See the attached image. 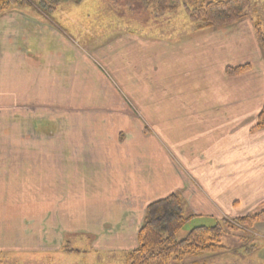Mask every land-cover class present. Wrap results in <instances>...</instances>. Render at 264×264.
<instances>
[{"label": "crops", "instance_id": "0c3cea01", "mask_svg": "<svg viewBox=\"0 0 264 264\" xmlns=\"http://www.w3.org/2000/svg\"><path fill=\"white\" fill-rule=\"evenodd\" d=\"M187 26L181 24L184 31L158 26L163 31L155 35L121 30L94 47L87 67L84 61L80 65L74 91L79 98L66 102L74 106L62 116L57 152L65 151L66 161L69 153L76 156L77 169L87 178L102 174L99 179L106 180L87 185L100 189L102 183L106 203L94 193L56 210L48 198L61 184L67 188L61 179L30 183L21 193L19 177L14 178L20 149L0 148V264H14V252L51 259L67 251L68 233L87 235L90 248L133 250L146 206L171 193L180 194L191 215L223 219L261 206L264 128L251 127L264 104V56L253 25L197 31ZM244 63L251 65L245 73L225 72ZM88 93L97 100L81 101ZM28 99L35 104L36 96ZM0 104H8L3 95ZM83 204L88 208L80 213ZM90 207L91 219L110 221V231L85 232L74 223L84 220ZM34 261L25 264H44Z\"/></svg>", "mask_w": 264, "mask_h": 264}, {"label": "rangeland", "instance_id": "374dc122", "mask_svg": "<svg viewBox=\"0 0 264 264\" xmlns=\"http://www.w3.org/2000/svg\"><path fill=\"white\" fill-rule=\"evenodd\" d=\"M208 1L215 0H178L177 10L160 15L153 14L141 0L65 2L50 15L43 14L30 3L25 7L11 6L0 14V96L3 95L8 103L0 104V148L11 147L14 151L20 149L14 156L15 161L17 154L20 156L18 173L16 171L14 178L17 180L19 177L21 193L27 191L26 185L30 183L61 179L67 183V188L64 189L61 184L62 187L53 190L51 198H48V204L52 201L56 203V210H66L70 200L77 197L90 198L94 193H100L99 198L106 203L107 196L105 194L106 198L103 199V194L107 189H102V183L99 184L100 189H92L93 186L87 185L92 181L106 180L99 179L102 174L87 178L77 169L76 156L69 153L66 161V152L63 155L57 152L61 141L56 134L60 131L62 116L70 113V105L74 106L66 102H77L79 98L74 91L81 63L84 61L87 67V62L91 63L95 57L94 47L115 38L114 35L124 29L137 28L147 35H155L163 31L158 26L169 29L177 27L184 31L181 28V24H184L191 28L195 23L188 17L186 8H197ZM256 20L261 22L264 31V0H253L241 20L226 26L243 29L252 27ZM222 27L225 26L206 29ZM164 34L168 35L165 32ZM262 54L264 56V50ZM47 82H50V86ZM70 86L74 87L72 93ZM34 90L37 91L36 95ZM33 96H36L35 104H27L29 101L33 103V100L28 99ZM80 98L84 103L97 100L92 93ZM19 101L25 104H19ZM61 165L64 170L60 168ZM11 186L14 192L17 191L16 183ZM2 192L4 193V189H0V196ZM38 196L39 194L37 198ZM21 200L26 202L28 199L21 196ZM41 201L45 203L44 196ZM85 205L78 206L80 213L88 208ZM185 207L184 213L190 219L180 230L179 238L193 227L213 226L221 221L216 216L191 215ZM260 208L261 206L257 207L253 212ZM92 213L95 211L90 207L89 215L83 214L85 219L74 223L82 226L80 228L85 232L110 231L111 222L93 220ZM233 217L227 219L229 224H220V244L225 248L224 251L171 257L164 264H264V222H256L247 227L235 223L236 217ZM68 223L70 224L67 222L66 225L69 227ZM88 240L89 237L83 233H68L64 238L67 251L51 254V259L39 252H14L12 257L15 260L12 263L25 264L32 257H36L37 261L44 264H127L126 251L100 246L90 248ZM75 248L79 249L78 253L70 251ZM2 256L6 257L7 254ZM37 261L34 262L41 263Z\"/></svg>", "mask_w": 264, "mask_h": 264}, {"label": "trees", "instance_id": "16d2710c", "mask_svg": "<svg viewBox=\"0 0 264 264\" xmlns=\"http://www.w3.org/2000/svg\"><path fill=\"white\" fill-rule=\"evenodd\" d=\"M81 0H0V14L11 6L25 7L33 4L40 12L50 15L65 2ZM153 14L160 15L178 9V0H141ZM253 0H215L208 1L197 8H186L188 17L195 23V28L206 29L226 26L241 20L245 10ZM253 30L257 42L264 50V31L260 21L253 22ZM251 69L249 63L228 66L225 72L229 75H240ZM264 128V105L257 114L251 131ZM190 219L184 213V203L178 192L171 193L161 199L149 203L144 211L141 226L136 234L137 245L128 251L125 257L127 264H164L171 257L185 255L222 252L225 248L220 244V224H229L223 218L213 226H197L178 237L180 230ZM264 222V201L258 211L239 216L235 223L251 227L256 222Z\"/></svg>", "mask_w": 264, "mask_h": 264}]
</instances>
